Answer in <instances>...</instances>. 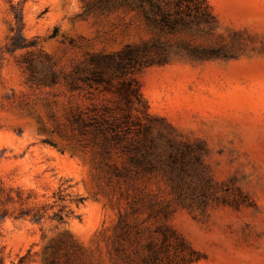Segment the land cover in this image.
<instances>
[{"label": "rangeland", "instance_id": "rangeland-1", "mask_svg": "<svg viewBox=\"0 0 264 264\" xmlns=\"http://www.w3.org/2000/svg\"><path fill=\"white\" fill-rule=\"evenodd\" d=\"M209 3L212 28L168 38L215 54H172L132 75L157 118L158 146L152 172L126 180L112 167L127 164L123 156L84 146L69 125L90 102L64 81L30 86L19 64L27 49L6 43L13 5L24 35L69 75L90 54L152 39L143 17L82 15V0H0V210L64 207L62 222L0 220V264H48L53 254L56 264H264V0ZM168 138L178 149L167 150ZM59 189L66 197L52 207Z\"/></svg>", "mask_w": 264, "mask_h": 264}, {"label": "trees", "instance_id": "trees-1", "mask_svg": "<svg viewBox=\"0 0 264 264\" xmlns=\"http://www.w3.org/2000/svg\"><path fill=\"white\" fill-rule=\"evenodd\" d=\"M83 13L109 12L119 8L135 10L143 17L152 31V39L139 44H126L121 50L109 53L90 54L69 75L57 68L51 56L37 47L35 38L28 39L24 33L23 15L12 5L15 25L6 43L8 52L26 48L19 64L28 84L32 87H52L64 81L72 92H77L89 101L85 108H76L68 121L72 130L87 138L84 144L98 148L108 157L119 153L127 164L122 168L112 165L116 176L131 179L132 176L152 172V147L157 144L152 138V121L157 118L149 111L140 84L132 76L145 67L167 62L172 54L187 55L195 59L212 56L214 51L201 47L192 38L172 41L169 36L186 33L193 35L205 28H212L216 18L209 0H82ZM191 35V36H192ZM98 100V101H96ZM173 138L167 139V150L178 149ZM174 154H170L172 157ZM3 190L0 188V191ZM12 189L6 199L12 201ZM18 201L23 204V190L17 189ZM55 204L65 199L62 189L55 194ZM85 198L75 195L71 201L79 206ZM46 206H21L17 211L0 210V220L6 217L41 221L45 217L64 221V207L48 214ZM72 215V211H68ZM78 217V216H77ZM48 264H56L54 254Z\"/></svg>", "mask_w": 264, "mask_h": 264}]
</instances>
